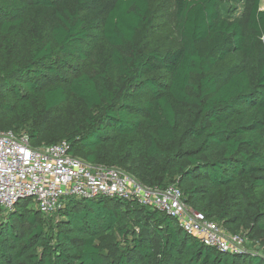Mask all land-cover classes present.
<instances>
[{
  "label": "trees",
  "instance_id": "1",
  "mask_svg": "<svg viewBox=\"0 0 264 264\" xmlns=\"http://www.w3.org/2000/svg\"><path fill=\"white\" fill-rule=\"evenodd\" d=\"M0 132L175 185L251 246L217 251L132 197L23 199L0 207V264H264L261 0H0Z\"/></svg>",
  "mask_w": 264,
  "mask_h": 264
},
{
  "label": "built area",
  "instance_id": "2",
  "mask_svg": "<svg viewBox=\"0 0 264 264\" xmlns=\"http://www.w3.org/2000/svg\"><path fill=\"white\" fill-rule=\"evenodd\" d=\"M69 150L66 141L32 149L26 135L0 132V207L13 209L19 200L32 199L41 213L49 215L67 197H132L175 218L185 233L205 246L231 254L250 249L245 236L226 233L188 207L175 185L145 187L117 168L89 165L70 155ZM258 248L256 242L252 250Z\"/></svg>",
  "mask_w": 264,
  "mask_h": 264
},
{
  "label": "rangeland",
  "instance_id": "3",
  "mask_svg": "<svg viewBox=\"0 0 264 264\" xmlns=\"http://www.w3.org/2000/svg\"><path fill=\"white\" fill-rule=\"evenodd\" d=\"M261 8L264 9V0H261ZM158 38H159V39H162V36H158ZM155 40H156V39H155ZM156 42H157V40H156ZM114 168L119 169L118 167H114ZM119 170H120L122 173H124L125 175L129 176V175H128L127 173H125L123 170H121V169H119ZM129 177H131V176H129ZM131 178H132V177H131ZM32 202L34 203V200H32ZM259 241L262 242L263 239L261 238ZM259 241H258V242H259ZM247 247H251L250 244H248ZM258 247H259V248H258L259 251H260L261 253H262V252L264 253V242H263V243H260V244L258 243Z\"/></svg>",
  "mask_w": 264,
  "mask_h": 264
}]
</instances>
